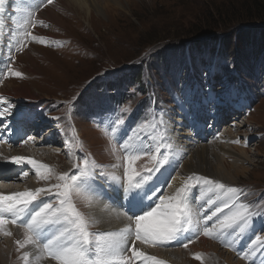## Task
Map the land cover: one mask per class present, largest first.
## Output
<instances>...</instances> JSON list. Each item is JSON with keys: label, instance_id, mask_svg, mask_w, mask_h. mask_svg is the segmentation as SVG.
I'll return each instance as SVG.
<instances>
[{"label": "rangeland", "instance_id": "obj_1", "mask_svg": "<svg viewBox=\"0 0 264 264\" xmlns=\"http://www.w3.org/2000/svg\"><path fill=\"white\" fill-rule=\"evenodd\" d=\"M221 1L98 0L100 5L102 7L105 5V7L101 11H97L90 5H86L84 8L77 6L73 9L68 5V0H55L41 10V27L37 28L35 32L44 37L41 41H37L39 37L36 36L37 39L26 50L17 54L13 63V58L2 57V55L6 56L5 51L7 50L4 51V48L0 47V60L2 61L0 63V90L2 93L10 92L12 88L26 90L30 96L34 97V100L45 102L44 104L51 109V114L55 115L58 125L69 133L70 137L73 136L71 157L66 152H60L61 154L59 153V156L54 158V163H48L44 178L32 176L29 181L35 182L33 183L35 186L28 187L31 189L37 186L45 188L51 183L47 187L49 188L60 183L58 177L63 173L70 172L73 164L78 161V158L73 160L77 150L80 151L83 158L88 157L91 164L103 165L104 171L109 174L115 173L116 169L120 168H113L112 165L120 166L122 157H119L117 151L112 148L109 135L100 131L102 121L95 120L102 115L104 109L92 106L81 108L76 101L79 98V101L82 102L92 93V85L97 78L101 77L100 75L106 74L100 80L101 86L112 76L114 80H118L117 71H125L128 67H141L142 79L136 86L130 90L131 83L129 80H125L122 84L121 89L128 91L126 99L121 105L123 109L128 110L134 106L144 109V102L142 101L144 94L136 91V89H142L144 85L147 95L150 96L151 110L154 106H163L160 111L156 109V124L158 125L156 129L161 130V121L165 120V116L170 111L166 104L171 102L172 91L176 90L180 84H187L193 75L197 76L200 81L203 80L205 83H202L195 96L199 97L201 93L209 102L211 97H214L216 90L222 91L219 89L221 83L229 84L233 78L231 71L235 69L237 77H241L251 85L252 89L249 90V94L250 100H254V103L252 102V109L247 118L243 119L246 120L247 125L241 122V124L233 126V123L229 122L232 124L230 131L233 135H237V139L234 140L233 145L228 142L225 143L231 150L230 154L219 156L223 159L226 170L229 171L232 168V180L216 179L209 175L203 176L224 184L226 188L237 187L241 189V202L258 203L260 208L264 209V47L261 49L262 52H259L260 49L250 48L249 44L247 46L241 44L242 49L236 44L235 48L234 38L240 28L238 25L222 37L234 48V55L231 58L219 56V53H216L217 46L213 52L206 48L204 44L206 42L203 40L207 37L198 38L210 31H201L197 35H190L189 38L186 35L188 31L202 27L203 10L207 5ZM18 2L20 5L17 6ZM111 3H116V5H107ZM4 7V13L0 14V43L2 36L7 37L9 42V38L15 33L20 35L25 33L27 27L25 18L20 15L18 9H29V0H6ZM23 15L26 16L27 12L24 11ZM249 22L248 20L244 21L240 25L242 26L240 30L249 31L256 28L261 29L262 34H264V20L263 23ZM213 30L222 31V33L223 31L228 32V29L222 30L221 28ZM144 42L147 43L143 44ZM190 42L193 43V47L194 45L198 46L194 47L197 49L193 48V51L190 49L184 52L183 46ZM237 43H239L238 39ZM16 45L20 46L19 43ZM165 50L164 57H161ZM10 53L12 54V51L9 52V55ZM16 72H20L21 76L16 77L14 75ZM205 74L208 76L213 74L212 78L217 83L216 88L214 83H207L203 76ZM211 87L214 89L211 90L212 94H209L208 89ZM113 91V93L118 92V88L114 87ZM6 99L10 98L7 97ZM58 102L63 105L62 111L68 113L62 114L60 109L55 108V104ZM219 104H221L220 101ZM28 105L30 108H34L32 104H26L24 107H29ZM209 107L210 109H208ZM213 107L214 105L210 104L208 108L205 107V111L207 113L210 110L213 111ZM145 111H150V109L146 107L143 112ZM221 127L223 129L224 125ZM47 131L48 129L44 133ZM224 133L227 132L224 131ZM126 135L128 136V132ZM246 136H250V140L244 145ZM203 142L206 145L212 143L208 139H204ZM243 147L245 148L244 151ZM30 150L32 151L33 148H28L25 151ZM34 154L37 160L45 157L44 154L41 156L37 152ZM130 154L135 155L137 152L133 150L130 151ZM1 157L2 155H0ZM209 160L215 162L214 156H210ZM41 161V164L43 162L47 164L44 159ZM126 162L127 160L122 167L126 166ZM140 162H144L143 159ZM80 163L83 164V160ZM132 167L138 172L135 165ZM121 172L123 177L124 170ZM201 175L197 172L189 177ZM190 178L185 179L184 185H194L192 190L204 191L205 194L210 192L207 190L208 186L203 185L202 182L197 185L196 181ZM224 193L225 190L219 188H214L211 192L212 195H223ZM190 196L193 197L191 201L201 200L198 195L190 193ZM94 198L96 197L83 191L79 195H73V203L76 204L79 211L89 218V231L90 229H97L89 212L91 203L88 202ZM223 199L225 198H220L218 204H221ZM192 218L193 220L197 219V212L192 211ZM204 221L208 223V221ZM263 230L262 221L257 219L254 227L246 229L244 233H239L233 242H242L245 246V242L249 240L251 244L256 235L264 238V234H259ZM22 236L24 239V231L19 234L15 232V249L13 253L11 252L14 259L11 264H24V260L19 262L16 259L18 257L16 251L20 255L26 251L25 248H20L17 244V241H22ZM193 242L196 240L191 243ZM216 245L220 249L223 247L222 244ZM256 250L260 254H264V248L256 247ZM227 251H229L228 248ZM11 253L9 255L11 256L9 257L10 260L12 258ZM202 254H204L202 251L192 254L195 264H204ZM197 256L199 259L196 258ZM204 256L207 255L204 254ZM234 256L239 258V256ZM242 260L245 259L242 258ZM53 262L55 263V261Z\"/></svg>", "mask_w": 264, "mask_h": 264}, {"label": "snow or ice", "instance_id": "obj_2", "mask_svg": "<svg viewBox=\"0 0 264 264\" xmlns=\"http://www.w3.org/2000/svg\"><path fill=\"white\" fill-rule=\"evenodd\" d=\"M6 0H0V14L5 11ZM53 0H40L36 8L52 4ZM28 17L33 15L31 9H24ZM26 24L32 23L31 19L25 20ZM28 35V33H26ZM37 39V37H33ZM16 77H20L21 73L16 72ZM211 102V101H209ZM183 103L190 108L194 105L191 92H186L183 97ZM125 112L128 109H124ZM6 114H11V107L0 111V124H4L3 118ZM59 119V118H57ZM126 123L125 119H117L114 121V127L111 131L115 133L117 128ZM163 123V121H161ZM195 127V124L192 125ZM147 125H143L138 129H134L133 133L143 131ZM157 124L152 125L155 130ZM4 130H8V125L4 124ZM31 138V137H30ZM139 143L130 146L127 142L123 144L124 150L127 152L130 147H134L139 154H151L152 143L151 134L145 135L143 138L137 137ZM130 135L127 140H131ZM0 142L2 138H0ZM163 143L156 145V151L160 152ZM171 147V145H167ZM71 157L72 153H68ZM139 155H129L127 157L126 166L124 167L123 177L115 173H106L104 166L93 164L89 167L87 158H83V164L78 161L73 164L72 171L63 173L58 177L60 183L52 185L49 188H38L35 191H22L12 194L0 193V230L7 224H18L24 229L23 241H17L20 248L31 246V248L40 254H47L48 259L55 261V264H134L133 258L145 260H154L155 257H146L145 253L139 251L135 246V241L148 242L150 244H160L163 246L175 245L187 248L189 243L194 239H198L202 233L206 237L214 235L220 238L228 229L238 228L239 233H244L246 229L254 227L257 219L262 221L264 227V209L259 204H250L241 202L242 190L237 187H227L216 181L204 176H194L196 184L208 186V191L214 188L225 190V199L221 204L217 205L211 215L200 217L197 213L198 220L203 218L211 221L213 217H217V213H222L227 209V214L223 219H218L211 227L207 223L191 227L193 225L192 208L189 205V194L194 185L185 184L179 188L171 200L175 201L171 205L173 211L170 215L158 220L159 204L164 202L165 197L158 192L160 187H148L143 196L140 191L143 186L153 180V176H140L132 167L133 162L139 159ZM10 162L17 166L30 165L35 170V174L44 178L41 172L45 165L37 164L34 159L15 156L10 158ZM161 164L169 163L168 157L165 156L160 161ZM118 168V165H112ZM160 171L159 168L156 169ZM29 173L24 171L20 178L28 176ZM87 192L95 197H106L117 203L124 209L129 220V225L121 231H107L93 233L89 231V218L78 210L73 203V195H79L81 192ZM162 191V190H161ZM116 193L120 197L115 200L111 193ZM151 193V195H149ZM42 195H49L52 201L43 202L37 205ZM203 192L200 199L203 200ZM219 199V197H217ZM216 201L209 198L207 204L209 206L215 204ZM155 205V206H154ZM202 207V205H200ZM134 224V228L133 225ZM230 234V233H229ZM5 235H11L5 232ZM130 245L129 247H126ZM253 252L256 247L264 248V238L256 235L251 241ZM126 251L131 252V256L125 255ZM199 259V256L196 257ZM37 260L41 259V255L36 256ZM24 264H29V252L23 254ZM155 264H162L156 261ZM264 264V260L261 261Z\"/></svg>", "mask_w": 264, "mask_h": 264}, {"label": "bare ground", "instance_id": "obj_3", "mask_svg": "<svg viewBox=\"0 0 264 264\" xmlns=\"http://www.w3.org/2000/svg\"><path fill=\"white\" fill-rule=\"evenodd\" d=\"M68 1H69L68 5L73 9L77 6L84 8L86 7V5H90L97 11H101L105 7V5L102 7V5H100L98 0H68ZM107 5H116V3H111ZM7 97L18 103H25L24 101H27L28 99L30 101H34V97L30 96L26 90H20L19 88H12L10 92L0 93V100L3 102V105L5 106H7L8 104L6 100ZM213 98L214 97H211V99ZM3 105L0 106V110L7 108V107L3 108ZM198 105H199L198 109L190 114L191 115L190 119L186 118L185 112L181 110L179 106L177 107L175 114L171 117V121H172L171 127L175 131L174 134L175 140L172 143V149L174 153L170 159V165L168 166L169 170H164V174L169 176L170 173L169 171H171L172 176H171V182L167 187V189L165 190L164 187L161 189L163 192L162 195L165 197V200L158 209V213H159L157 217L158 220L164 219L166 213L169 210H172L171 205L174 204L175 202L171 200V197L174 196L176 191L181 187L180 185L182 184V181H185V179L187 178L189 179L190 175L198 172L199 174H202L201 176L209 175V176H213V178L216 179H222V180L225 179L227 181L232 180L231 179L232 168L229 171L226 170L224 168L223 159L219 157L221 155L223 156L226 154H230L231 150L227 145H225V143L228 142L232 144L235 143L234 140L237 139V135L236 136L233 135L230 131V126L232 125L231 119L229 120V122L231 123L228 122L227 124H224L223 129L224 131L227 132L225 134L221 131L223 130L222 127H220V129L215 128L216 115L213 114L214 117L212 120L204 119V117L202 116V108H204L205 106L200 104ZM209 105L210 104H207V108ZM16 106L21 107L22 109L24 108L23 104H17ZM28 106L30 107V105ZM208 109H210V107ZM223 110L225 109L222 108L219 110V112H222ZM239 116L241 117V115ZM6 118L12 120V116L9 114L7 115ZM244 121H245L244 125H247L246 120ZM193 124H195V127L192 126ZM220 124H222V122ZM207 130L209 135L207 139L212 143L206 145V143H204L203 141L206 138ZM50 131L51 128H48V132ZM3 134L10 135L11 133L5 131ZM199 138H202V142L200 141ZM249 140H250V136H246L243 142L244 145ZM21 145H23L22 148L24 150L23 154L30 157L31 159H34L37 162V164L42 163L41 159H44L47 162V164L54 163L55 162L54 158L58 157L60 153L57 150V148H55V146L52 144L50 148L47 147V142L44 139L43 141L36 139V141L33 142H23ZM28 148H33V150L25 151ZM244 149L245 148L243 147V151ZM34 152H37L38 154L40 153L41 156L44 154L45 157L37 160L36 157L34 156L35 155ZM210 156H214L215 162L209 160ZM3 164L4 162H0V166ZM120 169L121 167L116 169L115 171V174L118 176L122 170ZM41 172L45 174L46 169L42 168ZM33 183L31 181H27L25 184L18 185L13 183L12 181L6 180L2 182L0 191L3 194L12 193L10 191L13 192L33 191L36 189V187H33L32 189L31 187H26V186H35ZM111 195L115 199V193L113 192L111 193ZM88 202L91 203L89 207L90 215L94 220V223L96 225L95 227H97L98 229H105L108 231H121L122 229L126 228L129 225L130 222L125 218L124 212L119 208L117 203H114L113 200L110 203L108 198L103 197V198H94L93 200H90ZM217 205L219 204L215 203L211 205L210 210L214 211ZM194 211L199 213L200 217L206 218V216L208 215L207 209H199L198 211L193 210V212ZM225 214H227V209H224L222 213H217V217H213L211 221L223 219V216ZM204 220L206 219L201 218L198 220V222L202 221L205 224L206 222ZM211 221H208L207 225ZM193 223L196 226H198L197 219L193 220ZM132 226L134 227V224ZM228 231H230L229 232L230 234L223 238L225 244L223 245L224 248L221 249L219 246L216 245L217 242L211 241L209 237L205 238L203 236H200L196 240V242L189 244L187 248H183L184 250L180 249L182 248L181 246L175 249L166 248L165 250L156 249L155 251L157 252V255L167 260L169 264H195L193 261L194 259L192 258V254L196 253L197 251H202L204 254L207 255L204 256V254H202L204 264H245L242 258H236L234 256L235 254L230 252V249L232 248L233 245V235L235 233V230L228 229ZM5 232H9L11 233V235H5ZM15 232L19 234L20 232L22 233L23 230L20 228L19 229L15 228L11 224L5 225L3 229L0 230V264H11V262L14 259L12 253L15 249V245H14L16 238ZM21 240L23 241V236ZM227 248L229 249V251H227ZM24 250L29 252L30 264H55L53 261L48 259L44 254L35 252L31 248V246H26ZM16 252H17L16 255L18 256L16 259L19 262H22L23 255H20L18 251ZM10 253L12 255L11 260L9 259V257H11L9 256ZM37 255H41L40 260L36 259ZM250 261H253V259H251Z\"/></svg>", "mask_w": 264, "mask_h": 264}, {"label": "trees", "instance_id": "obj_4", "mask_svg": "<svg viewBox=\"0 0 264 264\" xmlns=\"http://www.w3.org/2000/svg\"><path fill=\"white\" fill-rule=\"evenodd\" d=\"M203 16L204 17H202V20H201L202 27L200 26L199 28H196L195 30H192L190 32L188 31L186 35H188V38H189L190 35H193V36L194 34L197 35L201 31H210V32H207L206 35L199 36L198 38L207 37L205 38V40H203V42H206L204 43L205 47L208 48L209 50L211 49L212 52L215 51L216 44H218V52L220 53V55H222L225 58L230 57V56L232 57L234 55L233 53L234 48H232V46L229 45L227 41H224L222 37L225 35V33H229L232 30H234L237 25H238V28L239 27L240 28L238 29L236 34L234 33L235 34V38H234L235 48H236V44L239 45V48H241V44H244L246 46L249 44L250 48L252 47V48H255L256 50L260 49L259 52H262L264 50V49L261 50L264 47V37H263L264 34H262L263 31H261V29L259 30V29L253 28V29H250L249 31L240 30L242 27L240 25H242L244 21H247V20L250 21L249 23H255V22L263 23L264 0H222L219 3H213L212 5H209V6L207 5L205 10H203ZM215 28H221L222 30L228 29V32L223 31L222 33V31L221 32L214 31L213 29ZM237 39L239 43H237ZM145 43L147 42H144L143 44ZM189 45H190L189 47L191 50H193L194 47H198L196 45H194L193 47L192 42H190ZM231 48H232V51H231ZM194 49H197V48H194ZM165 52L166 50L163 51L161 57H164ZM140 68L139 67H128L129 73L121 75L120 79L127 80V81L128 80L129 81L130 80L140 81L141 71H142ZM116 82L117 81L109 82V84L105 82L104 85H107L110 89H112L113 84ZM119 82L121 81L118 80V83Z\"/></svg>", "mask_w": 264, "mask_h": 264}]
</instances>
